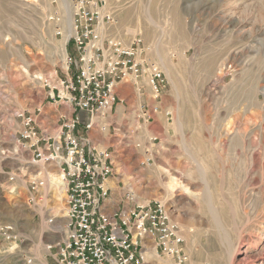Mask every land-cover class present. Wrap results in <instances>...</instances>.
Masks as SVG:
<instances>
[{
    "label": "rangeland",
    "instance_id": "rangeland-1",
    "mask_svg": "<svg viewBox=\"0 0 264 264\" xmlns=\"http://www.w3.org/2000/svg\"><path fill=\"white\" fill-rule=\"evenodd\" d=\"M109 2L119 32L141 37L169 80V132L156 144L147 137L132 145L127 165L115 157L124 194L168 203L187 264H230L234 249V264H264V0ZM67 18L60 0H0V264H57L47 246L66 237L65 190L58 200L48 181L41 193L48 197L30 202L32 182L62 172L34 160L21 115L56 108L46 93L48 82L64 79L74 50L70 35L66 56L60 49ZM199 133L206 151L189 147ZM173 175L181 185L168 194ZM37 203H61L63 212L55 218ZM8 225L19 239L3 234ZM152 251L146 264H175Z\"/></svg>",
    "mask_w": 264,
    "mask_h": 264
},
{
    "label": "built area",
    "instance_id": "built-area-1",
    "mask_svg": "<svg viewBox=\"0 0 264 264\" xmlns=\"http://www.w3.org/2000/svg\"><path fill=\"white\" fill-rule=\"evenodd\" d=\"M72 1L73 33L68 40L74 50H68L60 85L47 82L49 99L71 105L76 114L62 122L54 137L39 131L35 117L21 115L26 126L22 135L31 141L34 160L54 162L66 182V237L47 246L50 256L57 264H146L150 247L158 255L173 258L175 264H187L186 239L168 203L159 199L139 202L133 192L126 191L121 206L113 208L108 184L117 175L113 152L98 149L88 135L75 133L82 121L80 111L89 116L86 130L100 117L104 119L101 130L108 129L106 117L115 106L121 81L131 77L141 94L148 87L161 99L169 80L149 56L141 37L129 40L119 32V20L109 0ZM150 119L146 110L143 120ZM46 181L31 183V203L44 201L41 193ZM2 230L8 239L14 236L13 226ZM14 237L20 238L18 234Z\"/></svg>",
    "mask_w": 264,
    "mask_h": 264
},
{
    "label": "crops",
    "instance_id": "crops-1",
    "mask_svg": "<svg viewBox=\"0 0 264 264\" xmlns=\"http://www.w3.org/2000/svg\"><path fill=\"white\" fill-rule=\"evenodd\" d=\"M48 93H46V98H49ZM116 95L115 106L106 117V121L109 124L108 132L101 130V123L104 122L101 117L96 119V124L92 129L86 130L85 121L88 120L89 116L86 111H80L78 115L82 121L76 127L75 133L88 135L92 144L98 149L111 150L114 157L119 159L121 165H125V163L127 165L125 160L131 153L130 147L132 145L139 140H145L147 137H149L150 144H156L153 140H160L169 132L170 112L167 109L164 95L161 99H157L148 87L141 94L138 91L136 82L131 77L117 85ZM55 106V110L49 111V109H46L45 112H41L35 118V124L39 131L42 134H48L53 137L56 135V130L61 129L62 122L67 118L74 117L76 114L75 109L71 105L57 103ZM146 110L151 114V119L148 122L143 120ZM140 153L141 144H137V150L133 158H137ZM120 176L117 173V175L108 180L111 198L114 202L113 208L122 204L125 184L121 181ZM131 182L129 184L133 185ZM148 254L150 257L155 255L150 247Z\"/></svg>",
    "mask_w": 264,
    "mask_h": 264
},
{
    "label": "bare ground",
    "instance_id": "bare-ground-1",
    "mask_svg": "<svg viewBox=\"0 0 264 264\" xmlns=\"http://www.w3.org/2000/svg\"><path fill=\"white\" fill-rule=\"evenodd\" d=\"M61 1V4H62V6L64 7V9H65V11L67 12V19H68V26H67V30L65 29L64 30V33H65V35H64V37H65V39H64V41H62V44H61V52H62V54H63V56H66V42H67V39H68V37H69V35L71 36V33H73V15H72V13H71V9H72V6H71V3H70V0H60ZM53 46V45H52ZM55 46V45H54ZM58 47H60L59 45H58ZM51 55V54H50ZM55 56V55H54ZM179 125V124H178ZM181 125V124H180ZM179 127H181V126H179ZM246 130V129H245ZM204 135V134H203ZM203 135L202 134H197V135H195L194 137H192L191 139H190V141H189V147L190 148H193L194 150H199V151H206V149L208 148V146H206V144L204 143V141H203ZM246 138V137H245ZM243 147H244V145H243ZM187 149H188V147H187ZM247 150V149H246ZM200 153V152H199ZM191 154V153H190ZM254 154V153H253ZM204 162V161H203ZM44 164H55L54 162H50V163H48V162H43ZM204 169H205V167H203ZM203 168H202V170H203ZM166 169V168H165ZM57 173V172H56ZM203 175V177H207V176H209L208 175V173H203L202 174ZM37 176H40L39 174L37 175ZM48 177V181H49V183H50V185H52L56 190H58V192H57V194L55 195V197H57L58 198V200H64L63 199V195H62V193H63V191L65 190V185H66V182H65V180H64V177H63V175L62 174H55V173H52L51 175H49V176H47ZM25 181V180H24ZM25 184V183H24ZM132 184V183H131ZM181 185V183L178 181V178L176 177V176H171V179H170V181L168 182V183H166V190H167V192H168V194H170L171 193V190L172 189H175V188H177L178 186H180ZM181 188V187H180ZM184 190H189L190 188H189V186L188 185H186V184H183V187H182ZM189 191H191V189L189 190ZM46 192V191H45ZM153 193V192H152ZM46 195V196H45ZM44 196L45 197H48V195L47 194H45ZM155 195V194H154ZM137 200L139 201V202H144V200H141V199H139V198H137ZM47 202V201H46ZM59 204H61V203H55V204H53L52 206H45V204L44 205H41V204H39V203H37V205H38V209H40L41 211H43L45 208L44 207H46L49 211H51V213L54 215V217L55 218H58V217H60L59 215L63 212L62 211V209H60V205ZM44 208V209H43ZM62 211V212H61ZM179 224V223H178ZM182 232H183V230H182ZM183 235H184V232H183ZM185 237V236H184ZM186 239V238H185ZM240 242V241H239ZM236 253H237V250L236 249H234V251H232V253H231V259H230V264H234V259H233V257H234V255H236Z\"/></svg>",
    "mask_w": 264,
    "mask_h": 264
}]
</instances>
